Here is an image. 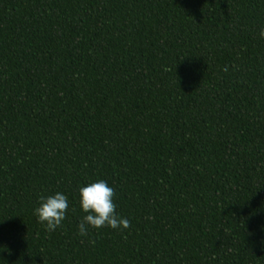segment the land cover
Here are the masks:
<instances>
[{"label":"trees","instance_id":"16d2710c","mask_svg":"<svg viewBox=\"0 0 264 264\" xmlns=\"http://www.w3.org/2000/svg\"><path fill=\"white\" fill-rule=\"evenodd\" d=\"M262 28L264 0H0V264H264ZM98 179L131 226L81 237Z\"/></svg>","mask_w":264,"mask_h":264},{"label":"clouds","instance_id":"9594fccd","mask_svg":"<svg viewBox=\"0 0 264 264\" xmlns=\"http://www.w3.org/2000/svg\"><path fill=\"white\" fill-rule=\"evenodd\" d=\"M258 36L264 39V28ZM115 189L107 181L98 179L78 188V204L83 215L77 224V232L85 237L93 229L111 228L125 231L130 228L129 219L116 212L114 203ZM69 209L68 197L56 192L53 195L41 196L33 213L37 221L52 232L63 226Z\"/></svg>","mask_w":264,"mask_h":264}]
</instances>
